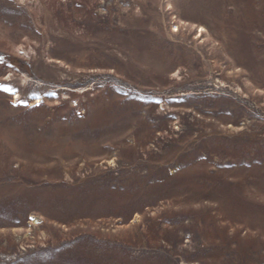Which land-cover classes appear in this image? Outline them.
Here are the masks:
<instances>
[{
    "label": "rangeland",
    "instance_id": "1",
    "mask_svg": "<svg viewBox=\"0 0 264 264\" xmlns=\"http://www.w3.org/2000/svg\"><path fill=\"white\" fill-rule=\"evenodd\" d=\"M0 58V264H264V0H0Z\"/></svg>",
    "mask_w": 264,
    "mask_h": 264
},
{
    "label": "snow or ice",
    "instance_id": "2",
    "mask_svg": "<svg viewBox=\"0 0 264 264\" xmlns=\"http://www.w3.org/2000/svg\"><path fill=\"white\" fill-rule=\"evenodd\" d=\"M0 60H2V58H0ZM21 103H23V101H21Z\"/></svg>",
    "mask_w": 264,
    "mask_h": 264
}]
</instances>
